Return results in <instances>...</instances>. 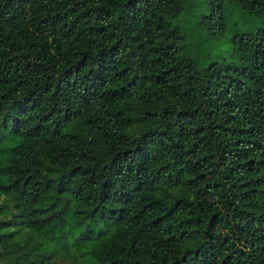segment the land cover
Wrapping results in <instances>:
<instances>
[{
  "label": "trees",
  "instance_id": "1",
  "mask_svg": "<svg viewBox=\"0 0 264 264\" xmlns=\"http://www.w3.org/2000/svg\"><path fill=\"white\" fill-rule=\"evenodd\" d=\"M184 8L0 0V264H264V29L199 67Z\"/></svg>",
  "mask_w": 264,
  "mask_h": 264
},
{
  "label": "rangeland",
  "instance_id": "2",
  "mask_svg": "<svg viewBox=\"0 0 264 264\" xmlns=\"http://www.w3.org/2000/svg\"><path fill=\"white\" fill-rule=\"evenodd\" d=\"M210 0H184L185 8L174 24L183 35L182 54L191 56L199 67L211 61L241 63V56L235 50L233 35L239 32L264 29V16L243 9L233 0L224 1V26L211 31L204 21L210 11ZM3 199L0 196V204ZM68 264V263H59Z\"/></svg>",
  "mask_w": 264,
  "mask_h": 264
}]
</instances>
